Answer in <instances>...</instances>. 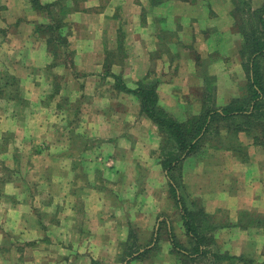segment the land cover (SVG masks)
<instances>
[{
	"label": "crops",
	"instance_id": "1",
	"mask_svg": "<svg viewBox=\"0 0 264 264\" xmlns=\"http://www.w3.org/2000/svg\"><path fill=\"white\" fill-rule=\"evenodd\" d=\"M82 7L85 9L67 17L73 31L67 38L73 63L66 61L70 58L69 46L65 44L59 47L64 63L48 67L51 53L45 39L34 32V21L47 20L42 15L39 20H29L31 8L27 0H2L0 71L17 79L18 93L14 95L8 83L2 87L0 170L11 169L18 176L22 173L24 179L28 174L33 177L30 187L19 176L15 191L9 186L0 188V201H16L14 214L0 208V264H57L60 257L56 240L61 252L69 243V254L84 249L81 259L70 260V264H91L92 260L101 264H183L180 258L169 254L171 235L186 236V232L176 215L164 213L168 212L164 204L166 171L155 155L136 157L144 146L151 145L155 152L158 145L156 141L133 143L127 130V126L138 128L136 119L140 114V121L146 122L139 112V98L130 90L137 89L139 81L146 77L147 83L156 84L161 104L171 100L172 106L186 107V99L179 94L189 95L192 90L201 89L205 76L212 74L217 77L216 89L229 92L220 94L218 100L224 101L219 105L239 96L244 90V73L237 54L241 36L233 29L231 3L86 0ZM28 91L32 92L27 95ZM187 99L195 100L191 95ZM76 108L81 114L77 118V111H73ZM141 133L144 140L146 134ZM73 137H79L76 145ZM91 140L99 144L98 148L88 142ZM8 147L9 151H4ZM217 153L214 148L208 149L205 160ZM106 160L112 164H105ZM212 165L204 171L195 168L184 174L191 186H197V194L205 195L202 201L209 212L223 205L234 224V213L244 206L253 204L262 211L264 191L258 194L255 187L244 184L235 197L233 183L222 175L227 164ZM101 168L116 172L110 175L101 172ZM118 182L121 185L113 187ZM148 182L153 185L148 186ZM30 189L48 198L46 201L43 196L40 202H33L35 212L50 201L54 203L47 224L27 216L31 209L24 204L30 202L26 198ZM235 201L238 204L231 206ZM163 220L165 224L159 226ZM233 226L218 229L219 246L215 245L212 251L243 255L251 242L250 253L256 252L253 264H264V228L246 231ZM131 233L138 240L147 235L152 242L141 248L137 240L126 244V234ZM8 235L17 236L19 243L9 245ZM156 238L159 242L152 248ZM235 240L243 244L238 250L233 249ZM28 242L37 252L34 258L26 256ZM126 246L142 254L147 249L150 252L142 258L135 256L137 252L126 259L119 258Z\"/></svg>",
	"mask_w": 264,
	"mask_h": 264
},
{
	"label": "trees",
	"instance_id": "2",
	"mask_svg": "<svg viewBox=\"0 0 264 264\" xmlns=\"http://www.w3.org/2000/svg\"><path fill=\"white\" fill-rule=\"evenodd\" d=\"M84 1L86 0H52L50 2L27 0L30 8L34 11H40V14L47 20L46 22H35L34 32L45 39L53 61L58 58L56 51H59V47L67 44L69 32L66 29L70 27L67 22L68 15L85 9V7L81 6ZM181 1L195 2L196 0ZM251 1L253 0H242L239 3L237 0H232V8L230 10L234 20L233 27L241 35L238 52L243 61L242 67L246 79L242 94L231 97L223 105H203L205 98L208 96L204 92L201 96L202 102L199 103L202 108L198 110L197 114L187 117L185 120H177L158 106V97L155 93L156 84L150 81L147 83L146 77L139 81L137 89L130 90L139 98V112L147 115L158 126L159 131L161 133L164 132L166 137L172 140V149L165 148L164 141L160 145L158 161H160L163 170L166 171V176L170 181V191L172 196H174L186 235L193 243L191 251L188 252L186 250V254L191 259H195L197 255L201 256L207 253L204 246L210 242H215L213 236L209 235L208 232L219 228L221 224L219 222L216 224L215 216L205 212L196 200L187 201L177 189L180 185L178 170L182 162L180 160L186 156L193 155L196 150L205 145L203 143L210 138L208 135L214 122L216 133L215 135L213 134L214 138H212V141L216 142V145H211L209 148L217 149L218 144L223 145L224 140H226V145L232 147V149H237L234 152L238 155L242 149L241 147H246L240 141V134L248 137L253 144L264 146V64L262 63L264 61V0H259L255 6L251 5ZM59 56L61 59L62 54ZM61 63L64 62L62 61ZM67 63L72 64V58ZM52 64L53 62L48 67L54 65ZM3 80L6 81V84L8 83V86L10 85V90L16 95L18 93L17 79L15 77L10 78L9 75L0 71V81ZM2 92L0 90V94ZM10 94L8 92L7 95L9 96ZM192 205L197 206L198 209L193 211L190 207ZM204 219H208L209 222L214 221L210 223L212 227H204L202 229L203 223L201 221ZM252 219L253 217L249 221ZM256 220L260 222L259 218ZM162 222L164 223L165 221L163 220ZM262 226L264 228V221ZM171 241L179 251H185L176 242L174 235H171ZM133 252L129 251L127 256ZM213 256L216 259L233 260L232 263L234 261H243L242 263L244 264H247V262L248 264H253V259H244L241 255L230 256L214 253Z\"/></svg>",
	"mask_w": 264,
	"mask_h": 264
},
{
	"label": "rangeland",
	"instance_id": "3",
	"mask_svg": "<svg viewBox=\"0 0 264 264\" xmlns=\"http://www.w3.org/2000/svg\"><path fill=\"white\" fill-rule=\"evenodd\" d=\"M237 1L240 3L242 0H237ZM258 1L259 0L251 1V5L255 6V4ZM229 2L231 3V8H232V0H229ZM83 4H84V2L81 4V6H83ZM1 6H2V0H0V8H1ZM29 6H30V4H29ZM0 12H1V9H0ZM29 14H30L28 17L29 20H31V19L39 20L38 18L41 16L40 11H37V10L34 11L32 8H31V12H29ZM2 21H3V18L0 15V37L2 35ZM34 22H36V21H34ZM233 29H234V27H233ZM66 31L69 32V35L67 36V38H68L71 35V33L73 32L72 31V25H71V27L67 28ZM234 31L237 32V29H234ZM237 33H239V32H237ZM240 43H241V40L237 46V54L239 57H240V54H239L238 50L240 49ZM66 45L69 46L67 49V54H69L70 52H72L71 51V43H69L67 40ZM176 47L177 46H175L174 49H176ZM175 51L176 50H174V52ZM56 54L58 56L56 61H53L51 58V62H53L54 65L61 63L60 56H59L62 54L61 50L60 49H59V51L57 50ZM71 55H73V54H71ZM71 55H68V58H72L73 56H71ZM63 57L65 58L66 56H63ZM240 60H241V66H242L243 61H242L241 57H240ZM66 61H68V60H66ZM173 62H174V60L171 61V69L173 67ZM262 63L264 64V61ZM241 69H242V72L244 73L243 67H241ZM10 78H12V77H10ZM37 78L38 77L36 76L35 78H33V80L36 82ZM216 79H217V77H215L214 75L207 74L204 78V84H203L204 86L201 89L192 90L191 92H189V95L186 92H184L185 95L179 94V97L181 99L182 98L186 99L185 103H188V105L186 107L172 106L173 102H171V100H170V102L168 100H165L161 104V101L159 102V98L157 99L158 100L157 101L158 106L160 108H163L165 111H167V113L171 114L172 117H174L175 119L185 120L187 117H191L192 115L197 114L198 110L200 108H202V107H200L199 103L202 102L201 96L203 95L204 92L207 93L208 96L205 98V102L203 103V105H212V104L216 105V103L219 105L224 101V100H221V101L218 100L220 94L229 93V92H225L223 90H217L216 89ZM243 83H244V85L246 84L245 73H244ZM4 84H6L5 80L0 81V90H2V87ZM244 85H243V88H245ZM31 92L32 91H30V92L28 91V92H26V94L29 95V93H31ZM49 92H50V90H49ZM155 93L157 94V97H158L159 93L156 92V89H155ZM231 93H230V95H231ZM53 94H54V89L51 91L50 95H53ZM165 95H166V93H165ZM190 95L192 96V98H194L197 101L195 102V100L190 101L189 99H187V97ZM2 96H3V92L0 94V97H2ZM185 96H187V97H185ZM198 97H199V99H198ZM22 110H23V107H22ZM78 110H79V108L78 109L76 108L75 110H73L74 112L77 111L76 118L78 116L79 117L81 116V114H80V112H78ZM142 115H144L142 117L143 119L146 118L145 123L143 121H140V118H141V114H140L139 119H136V120H138V128L129 129V126H127V130H129L131 132L130 134H131L133 143H136V142L139 143L140 141H143L145 144H153L156 141V143H157L156 145H158V146H156L157 150L155 152H153V150L151 149L152 148L151 145H150V147L144 146V148L139 152V155H137L136 157L137 158H145V157L147 158L150 156L152 157V155L153 156L155 155L157 158V161H158V154H159L160 145L163 144V141H164L165 148H167V149L171 148L172 149L173 148L172 147V144H173L172 140H170L168 137H166L164 132L161 133V131H159L158 126L147 115H145L144 113H142ZM73 120H75V119H73ZM133 120H134V118H133ZM214 123H212L211 128H210V133L208 135V137H210V138L208 140L206 139V141H204V143H203L205 145H203L200 149L196 150L195 151L196 153H194L193 155L186 156L184 159L180 160V161H182L180 163V166L178 169L179 170L180 185L177 187V189L179 190V192H181V195L184 198H186L187 201L196 200L198 202V204L205 210V212L214 215L216 218V221H215L216 224H217V222H219L221 224V226L219 228L213 230L212 232H210V231L208 232L209 235L213 236V239L215 240V242H210L208 245H205L204 248L207 250V253L205 255H201V256L197 255L195 257V259L189 258L188 254H186V250L188 252H190L192 247H193V243L187 237V235L186 236H185V234L175 235L176 242L182 248L185 249V252L179 251L178 248L172 244V248H171V250H169V254L175 256L176 258H180V260L183 261V264H234V263L244 264V263H242L243 261H239V262L234 261V263H232L233 260L231 261L229 259H216L213 256L214 253L221 254V255L224 254V255H230V256H232V255L240 256V255H235L234 253H232V251L231 252H225L223 250L216 251V252L212 251L214 249L215 245H216V247H217V245L219 246L218 241H216V237H217L216 233L218 232V229L223 227L226 230L227 228H231L233 225L236 226L237 228L241 229V230H246V231H255V230L263 228V226H262V222L264 221V208L263 207H262L263 209L261 211V209H258V206L253 205V204L252 205L250 204L249 206H244L243 208L238 210L237 214L234 213L237 220L234 224H232V222H230L232 220H231L228 212L226 211L225 206L218 205L217 209L214 210L213 212H209L207 210L208 205L202 201V198L205 195L201 196V195L197 194L198 193L196 191L197 186H193V185L191 186L189 183V180L187 181L186 176L184 175L185 173L193 172L195 168L196 169L199 168L200 170H203V171L207 170L208 166H213L212 164L215 162H217L220 165L224 163V164H227V166H225L227 168V170H223L222 175H223L224 180H228L227 181L228 183H231V182L233 183V186L231 187V189L235 191V193H233L235 197H237L240 194V192H242V189L247 184L251 185V187L253 189L255 187L256 188L255 190H259L258 191L259 193L257 192L258 194H261L264 191V146L253 144V142L248 137H245L244 134H240L239 138H240V141H242L246 147L245 148L241 147L242 149L240 148L241 150L240 151L238 150L239 151L238 155L236 152H234L237 149H232V147H228L226 145L227 141L224 140L223 145L218 144V148L217 149L215 148L218 152L217 155H214V156L210 155V156H208L209 160H205L206 152H207L208 148L211 147V145H216V142L212 141V138H214V135L216 133ZM141 124H142V126H141ZM73 126H75V124H73ZM55 127H57V126L55 125ZM141 132L146 134L145 135L146 138L144 140H142L141 136L143 134ZM224 133H225V131H224ZM78 139H79V137H73L72 138L74 145H76V142L78 141ZM88 142L89 143L93 142V146L95 148H98L96 146H99V144L97 142H95L94 140H91ZM9 147L11 148V145ZM9 147H8V150L4 149V151H9ZM149 151H152V152H150V154H149ZM89 157H92V156L89 155ZM134 157H135V155H134ZM136 157H135L136 160H140V159H137ZM129 158H131V156H129ZM132 158H133V156H132ZM202 162H204V163H202ZM104 163L105 164H112V161L106 160ZM158 163L160 164V161H158ZM195 164H197V165L195 166ZM220 165H218V166H220ZM18 169H20V168L18 167ZM104 169L106 171L108 168H104ZM101 172H104L102 168H101ZM115 172L107 171L104 173H108L111 175V174H114ZM0 176L2 177V180H3V182H0V188H2L3 190H4V186H9L10 188H12L15 191V189L17 188V178L19 176H20V181H22V183L25 182L28 185L27 187H30L32 185L31 184L32 181H30V180L33 176L31 174L25 175V179H24V176L22 175V173H20L18 176L16 171L12 172L11 169H10V171L6 169V170H0ZM165 179H166L165 183H167L168 186L165 190L166 192H164V195L166 196V199L164 200V204L167 205L166 210H168V212H164V213L170 214V215H176V219L179 221V220H181V218H179L177 216V214L179 215V210L177 209L176 202L174 200V196H172V193L170 191V186H169L170 181H169L167 176ZM229 180L231 182H229ZM120 183L121 182L115 183L113 185V187H117V186L121 185ZM148 183H149L148 186L153 185L152 182H148ZM244 184H246V185H244ZM255 190L252 191V193L255 192ZM40 191H42L41 188H40ZM0 192H1V190H0ZM3 194L6 195L5 193H3ZM43 196L37 194L35 192V190L33 192V189H30L28 191L27 196H26L27 200L30 199V202H27L24 205L26 206V209H28V207H29V210L31 209L30 212L27 214V216L32 215L35 219H37V221L39 223H41L43 220V222L45 224H47V222H48L47 220L49 219L50 215H52V212H53L52 209H53L54 203H52V201H50L48 204H46V205L44 204V205L40 206L39 209H37V212H35L33 209V202H37V203L40 202V200L42 199ZM230 196H231V194H230ZM44 197H45V200L48 201V198H46V196H44ZM1 200L2 201H0V208H2L3 211L9 210L10 214H12V213L14 214V211H16V206L13 207V205H16V201H12V200L8 201V200H5L4 198H1ZM255 203H257V199H256ZM236 204H238V201H235L233 204H231V206L236 205ZM262 206H264V203H262ZM190 207L192 208L193 211L198 209V207L195 205H192ZM234 208L235 207L233 206V209ZM39 216H42V217H39ZM235 216H234V218H235ZM251 217H253V219H255V220L252 219L253 221L252 220L249 221V219H251ZM257 218L260 219V222H258L256 220ZM201 222L203 223L202 224V229H203L204 227L209 228L211 226L210 223H213L214 221L209 222L208 219H204ZM164 224H165V222L164 223L162 221L159 222V226L160 225L162 226ZM6 236H5V238H6ZM126 236H127V239H126L125 243L130 244L129 242L133 243L134 241L137 240L138 248H141L143 246H149V244L152 242V241H150V238L147 237V235L141 236L139 238V240L137 239L138 237H136L137 235H134L132 233L130 236H129V234L128 235L126 234ZM8 237H9V245L19 243L18 241H16V239H18L17 236L8 235ZM186 237L189 239V241ZM22 238L20 237L19 240H22ZM148 239H149V241H148ZM7 240H8V238H7ZM23 241H24V238H23ZM138 241H140L141 243L138 244ZM56 242L57 243L55 244V248L57 249V252H58L59 257H60V260H59V262H57V264H65V263L70 264L74 260L81 259V257L85 253L84 249L80 248L78 251H70V254H71L70 255L69 253L66 252L70 247V245H69L70 243H69L67 245L66 250H64V249L62 250V252L65 253L62 255V252L58 250L59 248H61V246L59 245L60 243H58V240H56ZM158 242H159V239L156 238L155 241H153L154 246L152 248H155V246ZM79 243H80V241H79ZM32 245H33L32 242H28L25 245L27 258L32 257V256L34 258V256L37 255V252L35 249H34L35 251L33 250ZM17 246L22 247V245H17ZM239 246L241 247V246H243V244L239 243V241L237 242V240H235L233 243V249L238 250ZM251 248H252L251 242H248L247 246H245V250L243 252V255H241V256L244 259H247V258L253 259V263H254L255 258H252V256H253V253L255 255L256 252L250 253ZM147 250L148 251H145L142 254L141 252H137L138 250H133L132 247L126 246L125 249L122 250L121 256H119V258L121 257L122 259H126L127 257L134 256V254L136 252H137V255H135V256L137 258H140V257L142 258L145 254L150 252V249H147ZM52 251L55 252V249H53ZM129 251H134V252L131 255L127 256V253ZM252 251H253V248H252ZM44 252H45V254H47L46 251H44ZM66 254H69L70 256L66 257ZM62 257L66 258L65 260H68V259L69 260L68 261L61 260ZM6 260H8V259H6ZM70 260H72V261H70ZM28 261L29 260H27V262ZM29 264H33V263H29ZM91 264H101V263L99 262V260H92ZM247 264H248V262H247Z\"/></svg>",
	"mask_w": 264,
	"mask_h": 264
}]
</instances>
